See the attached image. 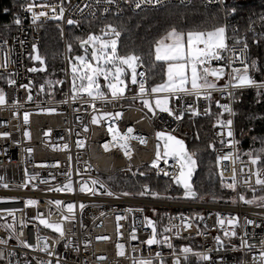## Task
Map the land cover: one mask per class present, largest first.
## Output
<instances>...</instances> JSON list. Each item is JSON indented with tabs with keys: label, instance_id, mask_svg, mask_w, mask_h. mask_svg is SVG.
Wrapping results in <instances>:
<instances>
[{
	"label": "built area",
	"instance_id": "obj_1",
	"mask_svg": "<svg viewBox=\"0 0 264 264\" xmlns=\"http://www.w3.org/2000/svg\"><path fill=\"white\" fill-rule=\"evenodd\" d=\"M18 1L16 29L0 38V264H264V200L251 201L260 193L256 166L239 157L233 106L236 92L263 91L264 80L249 77V48L229 35L228 1L200 0L221 8L226 42L189 61L223 76L209 72L210 84L169 91L151 83L135 55L117 48L118 59L103 62V42L118 41L109 20L85 38L98 61L89 46L80 48L85 60L74 59L68 22L193 0ZM47 22H57L63 48L61 77L52 84L30 72L40 65L32 57ZM190 33L206 45L204 29ZM115 67L123 90L111 88ZM213 103L227 115L214 127L228 142L216 149L215 177L230 197L161 196L150 183L125 194L109 184L121 172L146 177L145 167L173 182L182 164L160 154L157 132L179 136L183 116L207 115Z\"/></svg>",
	"mask_w": 264,
	"mask_h": 264
},
{
	"label": "trees",
	"instance_id": "obj_2",
	"mask_svg": "<svg viewBox=\"0 0 264 264\" xmlns=\"http://www.w3.org/2000/svg\"><path fill=\"white\" fill-rule=\"evenodd\" d=\"M229 35L237 43L247 44L250 53L249 77L264 80V0H230ZM20 1L0 0V38L14 33L15 19L20 14ZM220 7H210L200 0L187 5L170 4L155 9L141 11L126 10L123 15L110 16L106 20H84L74 27V34L68 29L69 42L80 51L79 43L90 32L100 29L101 23L109 20L118 26V51L122 55H135L148 69L152 84L165 80V63L155 59V46L170 31L192 32L211 31L223 27L224 17ZM60 31L57 22L43 25L40 55L45 59L47 71L53 80L61 77L63 62L61 57ZM235 136L240 159L252 160L257 176L264 178V90L236 92L233 97ZM227 115L217 103L212 104L209 114L204 116L185 115L182 117V130L179 136L188 144L190 152L197 158L199 169L193 180L198 195L209 200H225L231 191L218 180L217 153L219 146L227 140L217 139L214 127ZM146 177H132L121 172L107 178L109 184L120 192L140 194V186L150 183L161 196H174L183 191L172 181H166L155 174L151 167L143 168ZM259 185V186H258ZM261 185V187H260ZM257 190L264 192V183L257 180ZM249 195V191L246 190Z\"/></svg>",
	"mask_w": 264,
	"mask_h": 264
},
{
	"label": "rangeland",
	"instance_id": "obj_3",
	"mask_svg": "<svg viewBox=\"0 0 264 264\" xmlns=\"http://www.w3.org/2000/svg\"><path fill=\"white\" fill-rule=\"evenodd\" d=\"M227 1L229 2L230 0ZM74 27L75 26H71L69 28L71 34H74ZM190 34V32L183 33L174 30L170 31L158 41L157 45L155 46L154 56L157 61L165 63V80L160 84H155V87H160V89L163 91H169L210 84L211 79L209 78V69L207 67H201L200 70L190 68L189 61L204 56V54L208 53L212 47L223 46L226 42L225 28L217 27V29L207 31V38L205 40L206 45H204L202 41H197ZM117 43L118 41L116 39H110L103 42V45L107 49L106 52L103 53V62H108L110 64L118 59L116 55V50L118 48ZM60 45L62 53L63 48L61 41ZM69 47L74 54V59H77L78 61L85 60L84 55L75 48L76 46H74V44L69 42ZM126 58L127 57H125V59ZM113 72H115V76L118 78V80L116 85L113 84L111 88L113 90H123L122 84H124L125 81H120V73L123 72L122 69L120 67H115L113 71L111 70L108 73L111 75ZM36 78L38 81H44L48 84L55 82L53 80L52 73H49L47 70L43 72H37ZM156 103H160V100L157 99ZM160 154H162L161 147ZM256 180H258V183L260 184L264 183V178L259 176H257ZM246 194L247 193L245 190L242 195L245 196ZM174 197L180 199L182 198V194L177 192L174 194ZM197 199L207 198L200 194L197 196ZM262 200H264L263 191H261L257 197L251 201L255 202Z\"/></svg>",
	"mask_w": 264,
	"mask_h": 264
},
{
	"label": "water",
	"instance_id": "obj_4",
	"mask_svg": "<svg viewBox=\"0 0 264 264\" xmlns=\"http://www.w3.org/2000/svg\"><path fill=\"white\" fill-rule=\"evenodd\" d=\"M76 22L69 21L68 26L75 25ZM83 51L88 52L86 46H89L92 50V57L94 62L98 61L99 54L98 48L96 46L90 45L88 40L80 41L79 45ZM35 63H39L40 65H33L30 68V72L36 75L37 72L46 71V62L45 59L40 56L39 49L34 47V54L32 57ZM209 72L216 77H221L224 74L223 70H216L214 68H209ZM157 142L161 145V151L163 156H167L170 158H175L180 160L182 164L181 171L176 179L173 181V184L183 191L184 198H196L198 196V192L195 190L193 180L196 177V173L199 169L197 158L190 152L188 148L187 142L177 135L165 132L158 131L156 134ZM148 222L151 226L154 227V220L152 218H148ZM155 237L151 240L154 243Z\"/></svg>",
	"mask_w": 264,
	"mask_h": 264
},
{
	"label": "crops",
	"instance_id": "obj_5",
	"mask_svg": "<svg viewBox=\"0 0 264 264\" xmlns=\"http://www.w3.org/2000/svg\"><path fill=\"white\" fill-rule=\"evenodd\" d=\"M205 85H207V84H205ZM200 86V85H199ZM202 86V85H201Z\"/></svg>",
	"mask_w": 264,
	"mask_h": 264
}]
</instances>
